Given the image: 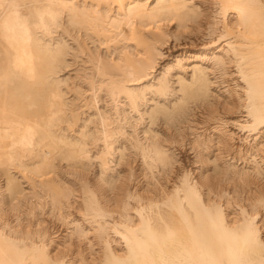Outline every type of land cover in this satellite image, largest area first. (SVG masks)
Instances as JSON below:
<instances>
[{
	"label": "bare ground",
	"instance_id": "6f19581e",
	"mask_svg": "<svg viewBox=\"0 0 264 264\" xmlns=\"http://www.w3.org/2000/svg\"><path fill=\"white\" fill-rule=\"evenodd\" d=\"M0 174V264H264V0H0Z\"/></svg>",
	"mask_w": 264,
	"mask_h": 264
},
{
	"label": "rangeland",
	"instance_id": "374dc122",
	"mask_svg": "<svg viewBox=\"0 0 264 264\" xmlns=\"http://www.w3.org/2000/svg\"><path fill=\"white\" fill-rule=\"evenodd\" d=\"M198 33H196L195 35H193L194 37H192L193 38V41H191V39H189V38H184V39H186V40H184V39H182V41H178V43L181 45V44H184V45H182V46H180V45H178V43H175L174 41H171L172 43V45H171V47H176V48H172V49H169L168 50V52H167V54H170V52L171 53H174V52H176V51H179L181 48H184V46H186L185 44H187V46L186 47H188V48H191L192 50H198L200 47H202L204 44H206V41H208L207 40V38H205L204 36H202V35H197ZM204 38V39H203ZM185 41H187V42H185ZM189 41V42H188ZM174 42V43H173ZM181 42V43H180ZM192 43H193V45H192ZM175 44V45H174ZM188 44H189V46H188ZM191 44V45H190ZM178 46V47H177ZM194 48V49H193ZM181 149L180 148H178V151H180ZM183 151H185V150H183ZM182 151V152H183ZM184 153V155L186 156V155H189V151L187 152V153H185V152H183ZM183 153H181V155L183 154ZM1 174H0V180H3V178H1ZM73 211H75L74 212V214L76 215V216H78L79 214L77 213L78 211H77V209L75 208V209H73ZM78 214V215H77ZM9 215H12V214H10L9 213ZM50 218H51V220H50ZM47 222H49L50 224V228H51V230L53 231H55L56 232V234H58V235H60V234H62V233H65L66 232V229L68 228V226H67V228H66V223H62V221L61 220H59V219H54V218H52V217H48L47 216ZM55 220V221H54ZM74 241V247H75V245H76V247H75V249H74V247H73V252H72V255H74V256H78L79 257V255L77 254V253H79V252H81V251H83V253L86 255V257L88 258V259H91V257H92V255L95 253V255L96 254H98V252H94L93 254H92V252H91V248L89 247V245L88 244H86V242L85 241H79V240H77V239H74L73 240ZM94 251H97V250H95L94 249ZM73 256V257H74Z\"/></svg>",
	"mask_w": 264,
	"mask_h": 264
}]
</instances>
